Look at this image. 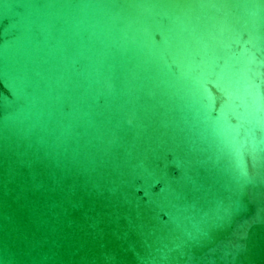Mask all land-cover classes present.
Masks as SVG:
<instances>
[{"label": "water", "instance_id": "water-1", "mask_svg": "<svg viewBox=\"0 0 264 264\" xmlns=\"http://www.w3.org/2000/svg\"><path fill=\"white\" fill-rule=\"evenodd\" d=\"M0 264H264V0H0Z\"/></svg>", "mask_w": 264, "mask_h": 264}]
</instances>
